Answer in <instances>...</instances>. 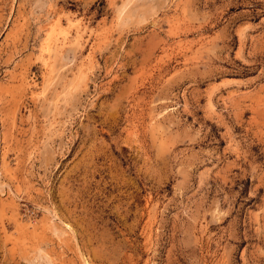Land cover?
<instances>
[{
  "label": "rangeland",
  "instance_id": "374dc122",
  "mask_svg": "<svg viewBox=\"0 0 264 264\" xmlns=\"http://www.w3.org/2000/svg\"><path fill=\"white\" fill-rule=\"evenodd\" d=\"M86 263L264 264V0H0V264Z\"/></svg>",
  "mask_w": 264,
  "mask_h": 264
},
{
  "label": "bare ground",
  "instance_id": "6f19581e",
  "mask_svg": "<svg viewBox=\"0 0 264 264\" xmlns=\"http://www.w3.org/2000/svg\"><path fill=\"white\" fill-rule=\"evenodd\" d=\"M8 195H9V194H8ZM12 196H13V195H12ZM8 197H9V196H8ZM13 198H14V197H13ZM13 198H12V200H13ZM12 200H11V201H12ZM10 203H12V202H10ZM14 203H15V202H14ZM50 219H51V217H50ZM86 264H89V263H86Z\"/></svg>",
  "mask_w": 264,
  "mask_h": 264
}]
</instances>
